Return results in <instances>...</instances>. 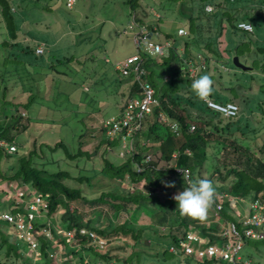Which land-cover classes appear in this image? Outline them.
<instances>
[{
    "label": "trees",
    "instance_id": "trees-1",
    "mask_svg": "<svg viewBox=\"0 0 264 264\" xmlns=\"http://www.w3.org/2000/svg\"><path fill=\"white\" fill-rule=\"evenodd\" d=\"M17 1L19 0H0V17L2 16L1 18H3L5 26L9 29L10 36L15 38L12 42L6 41L5 43L10 44L11 47L21 49V52L26 54L24 58L30 62L32 60L30 55L35 56L36 54L42 56L36 53V49L43 42L27 36L18 38L21 31L18 29L19 25L16 13L14 12V5ZM24 1L29 0H20V3ZM34 1L38 2V4L41 3V0ZM125 2L133 10L131 13L133 22H129V28L134 31L137 30L136 35L147 36L151 34L146 39L148 41L152 40V34L163 32V24L161 23L165 19L163 9L167 7L172 8V10L178 9L180 13L179 17L184 22L178 26L177 33L166 32L165 41L170 42L171 45L165 54L157 53L163 59L169 60L168 65H153L155 52L152 53L146 49L144 43L139 45L136 43L138 47L137 53H139L143 60L142 65H144L145 74L141 79L137 78V75L133 72L124 75L120 69H116V72H119L122 77L118 80L115 79L116 82L118 81V91L121 88L123 89L120 93L121 97L126 100L133 95H140L142 90L141 83L149 81L155 88L156 97L161 100L162 110L169 119L176 121L180 125L179 135L173 132L163 120H160L158 117L156 118L155 114L151 115L153 116V122H150L149 116L144 121V126H148V131L143 132L144 139L149 140V143L145 144L144 142L142 143L143 145L141 144L142 139L140 138L144 130L143 127L134 138L132 155L129 156L127 162L120 163L119 158H113V160L106 157L105 165L101 170V173L109 176L110 179H115L119 182H132L133 185H136L134 188L138 189V191L134 193L131 189H113L103 191L99 196L87 200L82 194L80 187H71L67 183V181L88 182L87 180L90 175L83 174L82 164H79L80 159L88 155V151L82 148L83 142L80 141L78 143L79 148L77 152L68 150L63 140L57 141L55 145H50L47 142L42 143L38 149L35 146L28 153H22V150L10 152L8 149L10 145L17 146L16 137L11 133L12 130L18 129L20 123L21 125L25 123L21 121L23 115L16 117L15 115L13 117L9 116L7 122L10 123L0 122V140L6 142V145L0 146V180L4 182L5 186H10L11 184L24 190L31 189L34 194L39 195L43 199L46 206L40 207L41 221L33 223L34 228L37 230L46 229V232L54 234L65 247L66 256L75 253L76 249H68L67 236L64 233H59L60 230L74 231L76 239L85 250H88L90 247L94 248L89 237L91 232L102 238L114 237L116 239L119 235H122L128 239H133L135 250L127 257L111 255L110 251L94 253L95 256H99L101 262H106V264L113 260L117 261V264H180L181 261L197 264L198 261L187 258V254L182 250H179L178 254H174L170 252L169 247L168 249L164 248L165 241L170 243V245L177 244L195 222L191 218L180 215L179 209L176 207L178 204L172 199L174 191L178 190L179 187L184 189L187 187V183H185L184 178L176 170L175 165L191 168L193 171L191 178L193 180L200 178L211 179L216 189L221 188L234 196L235 200L238 203L240 202V205H238L242 210L257 198L264 203V142L259 147V151H256L249 145L248 141L247 143H242L238 135L258 134L260 129L256 125L249 130H246L247 127L244 130L241 129L242 125H246L244 123L246 116L240 113L241 108L238 116L226 117L219 112L210 110L206 101L199 99L191 88L192 82L195 79L201 75L208 74L214 81V91L210 97L222 103L227 101L235 102L224 98V93L226 94L233 87L231 82H227L228 79H225V74H223L219 66L215 70V67L213 68L212 65H219L221 63L227 65L229 58L226 57V54L228 53V42H230L227 40L228 30H231V39H236L234 48H237V51L235 55H238L243 63L245 62L252 66L253 64H250V62L253 60L255 62L259 60L264 61V44L258 45V42L264 39V35H262L264 34V0H160L159 5L157 3L156 6L157 10L154 11V8L149 3H146V0H125ZM212 5L215 9H212ZM138 8L141 10V15L136 11ZM240 21L252 23L254 30L249 32L239 28L238 22ZM141 28H144L143 32ZM181 29H184L185 32L180 33ZM120 34H122L121 31ZM244 43H247L249 50L248 48H245L243 51L240 50V47ZM221 45L224 47H221ZM232 49L230 48V50ZM253 51L254 53L252 54ZM258 51H261V55L259 56ZM12 55L16 56V54ZM68 55L70 58L74 56L73 54H71L72 56ZM198 55L206 60L209 68L201 69L196 75H192L190 65H195L193 60ZM35 58L37 57L35 56ZM222 58L226 59L227 62L224 63ZM62 59L64 58L57 57L55 62H62ZM248 60L250 62H247ZM38 61L42 65L44 64L43 60ZM217 62L218 64H216ZM25 63L28 62L26 61ZM0 64H2L1 61ZM173 64L180 65V67L176 69ZM33 65H37L34 66V72L39 70L37 67L42 68L40 64L36 63ZM44 65H47V63ZM50 65L53 68L55 64L50 63ZM252 67L250 69L252 72L259 70L264 72L263 64L253 65ZM157 68H165L163 70L165 71L164 74L170 72L174 79H170V83L164 79H159L155 73ZM166 69L168 70L166 71ZM214 70L215 73H213ZM10 72L7 65L4 64V69L0 75V98L4 100V103L1 102L0 117L5 113L4 107L9 104V100L6 99H8V91H10V87L7 85L10 81L8 77L11 76ZM15 74L17 75L14 72L13 75ZM250 74L252 73L250 72ZM23 81L26 84H33L30 77L23 78ZM127 82H131L130 85L120 88L121 84ZM182 83H184V88L181 87ZM15 86L19 87L18 84ZM26 87L28 99H25V103L18 100L16 103L17 107L25 106L26 108H30L36 102L35 95H33L36 85ZM248 88L250 89V87ZM260 94L256 98L261 97ZM13 98L14 95L12 94V98L10 99ZM257 101L261 103L259 107L263 109L264 98L262 100L257 99ZM243 102L248 104L249 99L246 98ZM12 103L15 104V102ZM235 103L241 107L239 103ZM3 116L7 118L8 114ZM192 126H195L193 131H191ZM102 142V144L106 143L107 146L112 144L106 138ZM141 146L142 148L139 149ZM46 147L51 149V155L55 154L60 148L65 149L63 160L61 158L56 159L51 156H45ZM19 148L22 149L23 147L21 148L19 145ZM154 148H158L160 151L159 160L155 158L146 162L145 158L152 156L151 151ZM187 149H190L192 154L186 153L185 150ZM104 152L107 151L104 150ZM175 152L176 156H174ZM92 154L89 152L88 156H92ZM77 155L82 156L80 159L74 160L75 163L73 162V158ZM10 159L14 161L13 166L11 165L14 169L5 170L3 165ZM173 159L176 160L175 164L167 165ZM161 161L164 164L159 166V162ZM222 161L224 163V171L219 165ZM137 165H143L144 170L138 172L136 170ZM208 165H211V169L208 168ZM48 166H55L56 171L48 170ZM208 170L212 171L211 175H209ZM177 178L182 181L179 182ZM222 178L224 183L221 184ZM164 182H183V185L179 186L175 183V187H165ZM8 190L7 187L3 189L0 186V203H2V195L6 194ZM31 191H27L30 195L26 194V198L30 197V199H33ZM215 201L222 202L218 195ZM78 202L80 205L87 203L95 208L98 207L100 208L99 210L108 208L113 212L128 209L130 204L142 210L149 208L152 211V215L158 218L159 224L165 225L168 223V226H166L167 230L162 231L160 228L154 226H143L135 230L131 227H126L124 222L119 223L117 226L103 229L95 226L92 222H83L84 224H82V220L78 219L80 211L77 210V213L71 212L69 207L70 203L75 204ZM7 203L11 212L17 213L20 211L27 217V220L30 213L37 214V211L28 210L23 204L19 205L10 200ZM223 204L225 207L220 211V216L225 221L236 220L235 209L230 206V201H226ZM80 205H77V209H80ZM156 207L159 210L156 211ZM215 208L214 203L210 212L213 213ZM58 213H63L59 221L54 218ZM58 224L62 227L59 228ZM211 228L218 230V226H212ZM7 229L16 231L15 227H5L0 223V264H32L36 251H33L32 257L27 256L25 251H22L25 242L18 238L15 233H9ZM149 229L156 231L158 234L160 233V238L155 239L151 235H145V232ZM82 230H86V233H82ZM35 236L40 241V246H38L41 251L40 261L42 264H53V259L48 253V248L52 243L48 241L46 234ZM163 236H167V239H164ZM206 236H208V242L212 243L215 241L211 234L207 233ZM149 240L153 241L152 245L147 243ZM217 240L223 239L217 236ZM260 242L264 243V239L253 240L252 238H246L241 250L243 259H253L255 264H258L257 260L264 259V251L262 249L257 248L255 251L249 249L252 245ZM26 244L28 243L26 242ZM147 245L150 247H147ZM28 246L31 247V244H28ZM121 248H124V246ZM162 248L164 249L162 250ZM153 251H156V253H152ZM77 254L80 255L78 252ZM2 256L5 258L4 261L2 260ZM82 259L80 257L79 261H82ZM94 262L95 260L90 259V263ZM86 264L89 263L87 262Z\"/></svg>",
    "mask_w": 264,
    "mask_h": 264
},
{
    "label": "rangeland",
    "instance_id": "rangeland-1",
    "mask_svg": "<svg viewBox=\"0 0 264 264\" xmlns=\"http://www.w3.org/2000/svg\"><path fill=\"white\" fill-rule=\"evenodd\" d=\"M159 1L160 0H146V3H149V5L154 8V11L157 10L156 6L157 3L159 5ZM67 2L68 0H41V3L38 4V2L34 0L31 2L30 0L24 1L23 3H20L19 0L14 5V12L16 13L19 25L18 29L21 31L18 38L27 36L45 43V54L42 56L35 54L37 58L30 55L32 59L30 62L24 58L26 54L22 53L21 49L17 47L14 48L13 46L11 47L10 44L5 43L6 41L12 42L15 38L10 36L9 29L5 26L3 18H1L2 16L0 17V61L2 62V64H0V75L4 69V64L7 65L9 72L11 71L9 73L11 76H8L10 81L9 84H7L10 87V91H8L9 97L6 99L9 100V104L4 107L5 113L3 114L5 116L8 114V116L6 118L2 115L0 117V122L10 123L7 122L9 116L13 117V115H15L16 117L18 115H23L21 121L25 124L21 125L20 123V127L18 129H13L11 132L17 140V151L22 150V153H28L35 146L38 149L42 143L46 142L50 145H55V143L60 140L64 141V145L68 150L77 152L79 148L78 143L82 141L83 150L88 151V155L89 152L93 154L92 156L85 155V157L81 159L80 157L82 155H77L73 158V162H75L74 160L80 159L79 164H82V173L90 175L87 180L88 182L80 183L78 181H67V183L71 187H80L85 199L90 200L99 196L103 191H110L113 189H131L132 192L136 193L138 189L134 188L136 185H133L132 182H119L101 173L105 165L106 157L109 159L119 158L120 163H122L127 162L129 156L132 155L131 152H126L127 150L125 151L117 143L114 144L112 142L111 145H108L109 148H107L108 146L106 143L102 144L104 140H102L101 124L106 118L120 115L121 109L119 106L122 107L125 101L120 94L121 90H123L121 87L128 86L132 82L121 84V89L118 91V81L116 82L115 79L118 80L122 77L119 72H116L117 65H121V63H124L126 57L138 52V47L135 43L137 42L135 38L137 30H131L128 26L129 22H133L131 18L133 10L125 0H72L73 6L72 2H70L72 7H69ZM212 7V9H215L213 5ZM136 11L139 15L142 14L139 8ZM163 12L165 14V19L161 22L163 24V32L153 34L151 38L152 42L164 43L166 32L175 34L177 33L178 26L184 23L179 17L180 13L178 9L175 8L172 10V8L167 7L163 9ZM120 31L122 34H120ZM125 31H127V33H125ZM230 31L228 30V37L226 36L227 40L230 41L228 42V53L226 54L229 58L228 62L226 59L222 58L224 63L227 62V65L225 64L227 68L222 66L223 64L212 66H215V70L216 67L219 66L223 74H225V79H228L227 82H231L233 88L227 91L226 94L224 93V98L233 100L241 105L240 113L246 116L244 120L246 125H242L241 129L244 130L247 127L246 130H249L255 125L260 129L258 134L251 133L246 136L238 134L240 141L242 143H247L248 141L249 145L253 147L254 150L259 151V147L264 142V108L261 109L259 107L261 103L257 101L256 96L259 93H263L260 94V96L264 98V83H260L258 78H256V74H258L259 71L252 72L250 69L243 71L234 65L233 56L237 51V48H234L236 39H231L232 36L230 35ZM149 35L150 34L147 36L150 37ZM263 44L264 39L258 42V45ZM221 47L224 46L221 45ZM230 48L233 49L230 50ZM245 48H248L247 43H244L240 47V50L243 51ZM258 52V56L261 55V51ZM93 53L95 54L94 56ZM253 53L254 51L252 54ZM12 54H16V56ZM68 54H73L74 56L70 58ZM179 54L181 55V53ZM57 57L64 59H62V62H55ZM202 58L203 57L199 55L196 56L193 60L195 64L193 66L201 65ZM154 59L153 65H168L169 60L163 59L157 53H154ZM38 60H43V63H47V65H42ZM242 60L244 59L242 58ZM26 61L28 63H25ZM247 62L250 61L248 60ZM36 63L40 64L42 68L37 67L39 70L34 72V66L37 65L33 64ZM50 63L55 64L53 68L50 67ZM216 64H218V62ZM250 64L264 65V61L259 60L255 62L253 60ZM205 65H207V63H205ZM173 66L176 69L180 67V65L175 64H173ZM247 66L251 65L247 64ZM165 68H157L155 73L159 79H164L170 83V79H174V77L171 73L165 77V71H163ZM167 70L168 69H166V71ZM215 70L213 73H215ZM14 72L17 73V75H13ZM250 72L252 74H250ZM239 73L242 74V76H240ZM192 75H196V73H192ZM29 77L32 79L33 84H26L23 81V78ZM184 83L181 84L182 88H184ZM17 84L19 87L15 86ZM24 85L29 87L36 85L33 94L35 95L36 102L33 107H17L16 103L18 100L25 103V99H28L27 87ZM261 85L263 86L261 87ZM248 87H250V89ZM12 94L14 98L10 99L12 98ZM246 98L249 99L248 104L243 102ZM1 102L4 103V100L0 98V107ZM12 102H15V104ZM150 119V122L154 121L153 116H150L149 120ZM147 131L148 126L145 125L141 133V144L144 142L145 144L149 143V140L144 139L145 137L143 135V132L145 133ZM19 145L23 148L20 149ZM141 148L142 146L139 149ZM104 150L107 152H104ZM51 154V149L46 147L45 156H51L56 159L61 158V160H63L65 149L60 148L55 154ZM151 154L152 159L156 158L159 160L160 151L158 148H154ZM175 162L176 160L173 159L167 165H174ZM13 164L14 161L10 159L4 163L3 168L5 170L14 169L12 167ZM162 164H164L162 161L159 162V166ZM219 165L224 171L223 161L220 162ZM208 168L211 169V165H208ZM47 169L56 171L55 166H48ZM208 173L211 175L212 171L208 170ZM178 181L180 182L182 180L179 179ZM222 183H224L223 178L221 179V184ZM177 184L182 186L183 182ZM0 186L3 189H5V187L11 189L9 185L5 186L4 182L1 180ZM180 191H182V187L174 191L173 195ZM216 192L222 202L230 201V206L234 208L235 211L238 210L239 214L234 196L221 188H217ZM4 195L5 194L2 195L0 210L6 211L9 209L7 202L13 199V197L9 198L7 195ZM238 204L240 205V202ZM77 205H80L79 202L75 204L70 203V211L74 213H77V210L80 211L78 219H80V221L82 220V224L92 222L95 226L103 229L111 228L124 222L126 227H131L135 230L143 226H154L160 228L162 231L167 230L166 226H168V223L165 225L159 224L158 218L152 215V211L149 208L142 210L130 204L128 209H121L113 212L108 208L99 210L100 208H95L87 203L80 205V209H77ZM176 207H178V205H176ZM155 209L156 211L159 210L158 207ZM62 214L58 213L54 217L55 220L59 221ZM210 218L211 217L208 216L206 221H209ZM0 223L8 227L6 222L1 219ZM58 225L59 228L62 227L60 224ZM213 225V223H206L208 227H212ZM7 230L9 233L16 232L9 229ZM60 231L67 236L64 230ZM72 233L74 234V232ZM17 234L18 237L21 238L20 235L25 233L18 231ZM159 234L151 229L145 232V235H151L155 239L160 238ZM163 237L167 239V236ZM107 239L109 245L107 246L106 241L100 243L103 248L101 251L93 247L85 250L82 247L83 252L78 250L70 256L65 257H62L64 256L63 253L66 251L65 247L62 245V248L58 249L59 246L55 245V250L58 249L59 252L62 253V256L55 254L54 261L56 263H54V261L52 263L67 264L65 262L72 261V264H86L87 262L89 264H96L98 260L97 264H106V262H101L99 256H95L94 253H105L106 251H110L111 255L127 257L135 250L132 238H130V240L127 237L119 235L116 239L114 237ZM149 241H147V243L152 245L153 241ZM23 242L25 243L22 251H25L27 256L32 257L33 248L28 246V244H31V239L24 238ZM26 242L28 244H26ZM72 245L76 246V249L81 246L79 241H74ZM149 245H147V247H150ZM164 245V248L168 249L170 243L165 241ZM123 246L124 248H121ZM67 247L68 249H72L69 243ZM164 248H162V250ZM257 248L264 251V243L260 242L249 247V249H253V251ZM40 252V248H38L35 257L33 256L34 259L32 264H42L39 259L40 257L37 255ZM77 252H80V255H78ZM152 253L155 254L156 251ZM80 257L83 258L82 261H79ZM255 258L257 259L256 256ZM90 259L95 260V262L90 263ZM2 260H5L4 256H2ZM251 261L254 262L253 260ZM257 261L258 264H264V259ZM108 264H117V261L113 260Z\"/></svg>",
    "mask_w": 264,
    "mask_h": 264
},
{
    "label": "built area",
    "instance_id": "built-area-1",
    "mask_svg": "<svg viewBox=\"0 0 264 264\" xmlns=\"http://www.w3.org/2000/svg\"><path fill=\"white\" fill-rule=\"evenodd\" d=\"M70 2H72V0H69V6H71ZM238 27L249 32L254 30L253 24L247 21L238 22ZM143 29L144 28H141L142 32ZM184 32V29L180 30V33ZM147 37L148 36L145 35H136L135 38L137 39V42L135 43H138V45L144 43L146 49L152 53L155 52L163 55L171 45L168 41L165 43L152 42V40L148 41L146 40ZM38 52H43V48L39 47ZM142 61L143 60L139 53H136L127 57L121 65H117V69H120L124 75H128L130 72H133L137 75V78H141L145 74ZM205 62L206 61L202 60L201 65H191V73H196L200 67L204 68ZM141 88L142 93H140V95H133L126 100L119 116L106 118L101 124V129L105 138L113 143L116 141L120 142L121 147L125 151L127 150L126 152L128 153H132L134 138L143 129L144 121L153 114L156 115V118L158 117L160 120H163V122L177 135L180 133V125L176 121L169 119L162 110L161 100L156 97V91L153 85L149 81H143L141 83ZM204 101H206L208 108L215 110L226 117H236L239 114L240 107L234 102L228 101L222 103L216 101L212 97H209ZM194 129L195 126H192L191 131ZM2 145H6V142L0 140V146ZM8 149L10 152H15L17 147L15 145H10ZM185 152L191 154V150L189 149ZM174 155L176 156L177 154L175 153ZM151 160V156H147L145 158L146 162ZM180 168L188 169L190 175L192 174V170L190 168L176 166V170L182 177L183 175L179 170ZM137 170L142 172L144 170L143 165H137ZM15 186L10 184L11 189H9L5 195L9 198L13 197V199L10 200L11 202H16L19 205L23 204L26 209L37 211V214L34 215L30 213L28 216L29 219L27 220V217L20 211L13 213L9 209L6 211L0 210V219L5 221L7 226L15 227V234L17 236L18 231L25 233L20 235V239H31L30 243L33 251H37L38 246H40V241L37 240L35 235L46 234L48 241L52 243V245L48 248V253L54 261L55 254L62 256V253L58 250L59 248H62V243L59 239L56 240L52 233L46 232V229H35L33 224L41 221V215L39 212L40 207L46 206V203L39 195L34 194L31 189L24 190ZM27 191H31L33 199H30V197L26 198V194L30 195ZM223 203L224 202L215 201L216 208L213 212L214 217L211 220V223L214 224L213 226H218V230H214L213 228L204 226L203 223L198 222L197 226L189 230L185 236L177 242V244H172L169 247L170 252L178 254L179 250H182L185 254H187V258H191L193 261H198L197 264H255V262L251 261L253 259H243L241 250L243 249L246 238H252L253 240L264 239V203L257 198L254 201H251L247 208L245 207L242 210L241 207L239 208L238 202L236 201V207L239 209V214L238 210H236V220L234 221H225L220 216V211L225 207ZM65 232L67 234L68 243L71 247H73L72 243L74 241H78L75 237V232L73 231L74 234L69 231ZM59 233L63 232L60 231ZM82 233H86V230H82ZM207 233L213 236L215 239L214 242L210 243L207 241ZM217 236H220L223 240L218 241ZM89 237L91 238V244L94 245V248H97L100 251L103 249L100 243L106 241L107 246L109 245L107 238L99 237L93 232L90 233ZM55 245L59 246L56 250ZM78 250L83 252L82 246H80ZM37 255L40 257V253ZM54 263L56 262L54 261ZM180 264L191 263L189 261H181Z\"/></svg>",
    "mask_w": 264,
    "mask_h": 264
},
{
    "label": "clouds",
    "instance_id": "clouds-1",
    "mask_svg": "<svg viewBox=\"0 0 264 264\" xmlns=\"http://www.w3.org/2000/svg\"><path fill=\"white\" fill-rule=\"evenodd\" d=\"M68 3H69V0L67 2V5H68ZM72 6H73V4H72ZM72 6H69V7H72ZM39 47L43 48V52H38ZM39 47L36 49V53L40 54V55L45 54V44H42ZM204 61H206V60H204ZM205 63H207V62H205ZM222 66H225L227 68V66L224 64ZM205 68H206V65L204 68L200 67L199 70L205 69ZM191 88H192L193 92L195 93V95L199 99L207 100L212 95V93L214 91V81L208 74H204L192 82ZM124 104H123V106H124ZM123 106L120 108H123ZM210 110H212V109H210ZM213 111H215V110H213ZM101 132L104 135L102 130H101ZM109 142H111V141H109ZM191 154H192V151H191ZM176 166L177 165H175V167ZM179 170L183 175L185 183H187V187H185V189L182 188V191L174 194L172 199H174L177 202L180 215L195 220L194 224L192 226H190L189 230H191V229H193V227L197 226V223H198L197 221H199L200 223H203V225L206 226V223H211V220L213 218V216H212L213 213L210 212V209L212 208L213 204L215 203L216 196H217L216 187L214 185V182L208 178H200L197 180H193L191 178V175H190V172L188 169L180 168ZM164 184H165V187H175L174 182H164ZM208 216H210L211 218L209 221H206ZM54 237L56 240H58L55 235H54ZM72 248L76 249V246L73 245ZM76 251H78V248L76 249ZM78 253H80V252H78ZM63 255H64L63 257L66 256L65 252L63 253ZM65 263H67V262H65ZM68 263H73V262L69 261Z\"/></svg>",
    "mask_w": 264,
    "mask_h": 264
},
{
    "label": "crops",
    "instance_id": "crops-1",
    "mask_svg": "<svg viewBox=\"0 0 264 264\" xmlns=\"http://www.w3.org/2000/svg\"><path fill=\"white\" fill-rule=\"evenodd\" d=\"M152 36H153V34H152ZM166 42V41H165ZM164 42V43H165ZM42 44H45V43H42ZM136 54V53H135ZM133 55V54H132ZM131 56V55H130ZM129 57V56H128ZM227 57V56H226ZM127 58V57H126ZM143 67H144V65H143ZM213 67H215V66H213ZM172 68V67H171ZM209 68V66L208 65H206V68L205 69H208ZM168 74H170V72H166V74L164 75L165 77L166 76H168ZM164 77V78H165ZM256 78H258V80H259V82L260 83H264V72H262V71H260L259 70V72H258V74H256ZM234 80V79H233ZM141 93H142V90H141ZM261 94H263V93H261ZM257 99H259V100H262L263 99V97H257ZM125 101H124V103L126 102V99H124ZM121 106H119V108H120ZM120 109H122V108H120ZM103 135V134H102ZM102 139L103 140H105V136L103 135L102 136ZM117 144H119L120 145V147H121V144H120V142H117Z\"/></svg>",
    "mask_w": 264,
    "mask_h": 264
},
{
    "label": "water",
    "instance_id": "water-1",
    "mask_svg": "<svg viewBox=\"0 0 264 264\" xmlns=\"http://www.w3.org/2000/svg\"><path fill=\"white\" fill-rule=\"evenodd\" d=\"M149 36H151V34L149 35ZM233 63H234V65L236 66V67H238V68H240V69H242V70H249V69H252V67L251 66H247L245 63H243L241 60H240V58H239V56L238 55H235L234 57H233Z\"/></svg>",
    "mask_w": 264,
    "mask_h": 264
}]
</instances>
